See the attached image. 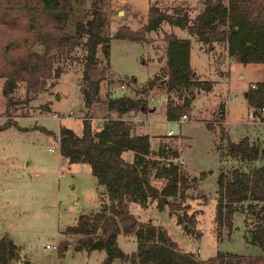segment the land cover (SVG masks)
<instances>
[{"label":"trees","instance_id":"trees-1","mask_svg":"<svg viewBox=\"0 0 264 264\" xmlns=\"http://www.w3.org/2000/svg\"><path fill=\"white\" fill-rule=\"evenodd\" d=\"M65 1V0H64ZM202 9L189 20L181 16L167 15L150 6L145 24L136 31L127 27L109 35V0H73L85 5L84 20L75 21L74 35H63V25L71 15L69 4L62 0H0V80L1 96L10 106L26 104L49 93L54 81L62 73L63 60L81 64L80 93L86 110L101 103L107 113L116 119L104 121L92 130L88 121L82 122L81 133L75 135L68 128L60 127L56 136L58 155L67 165H87L95 180L96 188L103 191L102 201L95 212L80 214L74 223L64 229L63 235L75 237L73 251H101L102 264H264L262 259L238 257L216 253L206 262H197L192 256L182 254L162 227L150 222L140 223L130 214L129 205L154 209L173 214L183 231L199 238L195 220L187 215L184 201L190 198L189 190L195 191L198 181L189 178L176 162L178 148L173 138H161L155 152L149 150L148 136L139 132L131 123L119 118L129 113H146L145 97L155 89L165 94L163 109L166 122H175L190 115L192 92L174 103L170 94L182 90L210 91L211 83L202 85L195 81L189 65L190 41L169 33L163 36L164 76L147 81L136 98L120 97L115 100H99V86L106 79L109 42L111 39L130 42L142 41L144 35L155 31L162 23L184 30L208 50L214 44L222 45L228 61L239 65L264 66V0H201ZM175 13L181 10L174 9ZM80 51L81 56L73 54ZM100 52L101 61L96 53ZM110 81V80H109ZM112 81V80H111ZM110 81V82H111ZM115 83L134 84V79L114 80ZM23 89V98L13 102L17 88ZM253 86V88H251ZM248 87L243 93L247 109L260 118L264 109V82ZM215 126L224 135L222 124L225 110L219 106ZM9 120L1 126L6 129ZM215 126L206 124L207 130ZM47 136L50 132L38 129ZM175 141V140H174ZM130 154V160L123 159ZM226 155L235 163L220 171L215 180L214 224L219 238L232 232V217L239 211L248 233L243 239L250 245L264 250V139L250 142L246 137L233 143L227 141ZM157 185V186H156ZM180 213V215H178ZM117 236L129 237L135 250L127 255L117 246ZM66 243L57 246V256L62 257ZM18 260L16 247L6 235L0 237V264Z\"/></svg>","mask_w":264,"mask_h":264},{"label":"rangeland","instance_id":"rangeland-1","mask_svg":"<svg viewBox=\"0 0 264 264\" xmlns=\"http://www.w3.org/2000/svg\"><path fill=\"white\" fill-rule=\"evenodd\" d=\"M65 1L69 4L71 15L63 25V35L71 36L74 35V22L84 20L86 7L73 0ZM65 1L62 0L64 4ZM150 6H155L167 15L181 16L185 13L192 20L202 9V1L109 0V35L113 36L122 27L130 31L139 30L146 22ZM174 9L181 10V13H175ZM169 33L190 41L189 65L194 79L202 85L211 83L210 91L182 90L170 94L169 98L178 104L189 92L193 94L190 115L180 125L166 122L163 116L165 106L150 101L157 96L161 101L166 98L157 89L145 97L148 106L146 113L131 112L120 119L127 122L130 116H137L140 122L131 124L151 138L152 146L159 139L164 140L163 136L171 131L173 136L170 138L177 137L172 142L178 148V164L182 170L189 178L204 174L195 191L187 192L190 198L184 201L188 207L186 214L195 220V231L199 238L187 235L166 209L158 212L130 204L129 212L139 222L150 220L151 224L162 227L178 251L192 256L197 262H206L218 252L264 260V250L243 239L244 235L248 237L250 234V226L244 225L239 211L232 217L229 237L225 231L221 232L219 238L216 237L213 218L216 177L220 171L235 166L226 155L227 141L235 143L242 137L250 142L264 139V122L248 119L250 111L243 98L249 86L264 82V66L228 63L230 61L225 57L222 45L214 44L208 50L184 30L162 23L139 42L110 40L108 68L104 73L106 79L99 86V100L105 102L108 88L119 84L124 85L125 89L123 92L114 90L116 97L136 98L147 81L163 78L162 38ZM81 54L76 51L73 56L79 58ZM96 59L102 60L99 51ZM131 78L134 84L124 81ZM116 79L124 82L115 83ZM80 80L81 64L63 60L62 73L54 81L49 93L26 104L14 103L10 106L1 96L0 80V237L6 235L20 247L21 259L18 260L22 264L25 261L29 264H102L104 259L101 251H73L76 238L63 235L64 229L71 226L78 215L89 214L99 208L103 192L96 188L87 165H67L65 160L59 158L57 140L53 136H56L60 127L68 128L79 136L84 120L88 121L92 130H97L104 121L117 118L115 114L107 113L101 103L86 110L80 93ZM22 98L23 89L19 86L13 95V102ZM219 106L225 110L226 120L221 126L224 135L214 125ZM7 119L11 125L1 129ZM206 124L215 127L207 130ZM39 128L53 135L47 136ZM48 149L53 152H48ZM130 157L128 153L123 155L126 161ZM116 242L124 254L129 255L135 250L133 240L129 237L117 236ZM61 243H66L67 249L59 258L56 250ZM45 244L53 245L55 250H44Z\"/></svg>","mask_w":264,"mask_h":264},{"label":"built area","instance_id":"built-area-1","mask_svg":"<svg viewBox=\"0 0 264 264\" xmlns=\"http://www.w3.org/2000/svg\"><path fill=\"white\" fill-rule=\"evenodd\" d=\"M251 88H253V86H251ZM124 89H125V86L124 85H122V84H119L118 86H115V87H111V88H108V92H107V97H106V99L107 100H115V99H117V98H119V97H116L115 95H114V90H117V91H119V92H123L124 91ZM122 95V94H121ZM150 101H152V102H155V103H160V104H162V105H164L165 106V103H166V98H164L162 101L160 100V98L157 96V97H154V99H151ZM259 115H260V118H263L264 119V109L262 108L259 112ZM257 119L255 116H253L252 114H251V112L249 113V115H248V119ZM120 119V118H119ZM121 121H123V119L121 118L120 119ZM124 120H126V119H124ZM185 120H186V116H182V117H180L177 121H175L178 125H180V124H182L183 122H185ZM127 122H130V123H139L140 121H139V119H138V117L137 116H130V118L127 120ZM148 136V135H147ZM164 136H166V137H172L173 136V134H172V132L171 131H168ZM57 142V141H56ZM148 142H149V150L151 151V152H155L156 151V149H157V144H158V142H157V144L155 145V146H152L151 145V138L150 137H148ZM48 152H50V153H52L53 151H52V149H48ZM178 161H179V156H178V159H176L174 162H176L177 164H178ZM56 235H58V234H56ZM43 249L44 250H55V247L53 246V245H48V244H45V245H43ZM11 264H22V261L21 260H16V261H13Z\"/></svg>","mask_w":264,"mask_h":264},{"label":"crops","instance_id":"crops-1","mask_svg":"<svg viewBox=\"0 0 264 264\" xmlns=\"http://www.w3.org/2000/svg\"><path fill=\"white\" fill-rule=\"evenodd\" d=\"M228 63H233V62H228ZM225 120H226V118H225ZM224 124V123H223ZM59 158H61L60 156H59ZM62 159V158H61ZM64 160V159H63ZM101 190V189H100ZM102 191V190H101ZM103 192V191H102ZM147 208H152V209H154V207H153V205H150V206H148ZM147 208H145V209H147ZM140 209H142V208H140ZM75 221V220H74ZM138 221V220H137ZM139 222V221H138ZM148 222H150L151 223V221L149 220ZM140 223H145V222H140ZM154 226H156V225H154ZM158 227H160V226H158ZM131 240H133L132 238H131ZM14 244V243H13ZM133 244L135 245V243L133 242ZM15 245V244H14ZM15 247H16V253H17V255H18V259H21L20 258V247H17L16 245H15ZM179 250V249H178ZM24 263H27V264H29L27 261H25ZM117 262H114L113 264H116Z\"/></svg>","mask_w":264,"mask_h":264},{"label":"water","instance_id":"water-1","mask_svg":"<svg viewBox=\"0 0 264 264\" xmlns=\"http://www.w3.org/2000/svg\"><path fill=\"white\" fill-rule=\"evenodd\" d=\"M250 237V234H248V238ZM25 264H27V263H25Z\"/></svg>","mask_w":264,"mask_h":264}]
</instances>
